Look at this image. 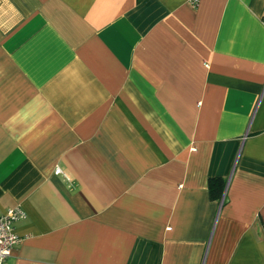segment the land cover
I'll return each mask as SVG.
<instances>
[{
    "label": "crops",
    "instance_id": "1",
    "mask_svg": "<svg viewBox=\"0 0 264 264\" xmlns=\"http://www.w3.org/2000/svg\"><path fill=\"white\" fill-rule=\"evenodd\" d=\"M15 206L6 264H264V0H0Z\"/></svg>",
    "mask_w": 264,
    "mask_h": 264
},
{
    "label": "built area",
    "instance_id": "2",
    "mask_svg": "<svg viewBox=\"0 0 264 264\" xmlns=\"http://www.w3.org/2000/svg\"><path fill=\"white\" fill-rule=\"evenodd\" d=\"M187 2L194 7L198 5L199 0H187ZM54 173L63 174L59 167L55 168ZM24 216L25 213L19 206L9 208L0 215V264H6L11 249L20 240L14 230V223Z\"/></svg>",
    "mask_w": 264,
    "mask_h": 264
},
{
    "label": "trees",
    "instance_id": "3",
    "mask_svg": "<svg viewBox=\"0 0 264 264\" xmlns=\"http://www.w3.org/2000/svg\"><path fill=\"white\" fill-rule=\"evenodd\" d=\"M208 188L211 197H220L223 189V182L221 179L209 178Z\"/></svg>",
    "mask_w": 264,
    "mask_h": 264
}]
</instances>
